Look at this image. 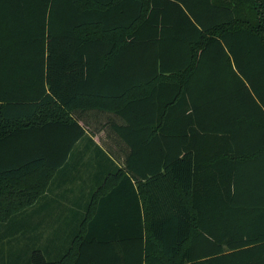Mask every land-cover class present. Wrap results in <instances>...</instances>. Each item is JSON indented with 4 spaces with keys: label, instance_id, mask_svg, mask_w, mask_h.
Returning <instances> with one entry per match:
<instances>
[{
    "label": "trees",
    "instance_id": "1",
    "mask_svg": "<svg viewBox=\"0 0 264 264\" xmlns=\"http://www.w3.org/2000/svg\"><path fill=\"white\" fill-rule=\"evenodd\" d=\"M29 1L0 0V51L28 19L45 55L0 73V223L86 132L119 166L64 256L29 264H264V0ZM120 199L136 212L103 213Z\"/></svg>",
    "mask_w": 264,
    "mask_h": 264
},
{
    "label": "crops",
    "instance_id": "2",
    "mask_svg": "<svg viewBox=\"0 0 264 264\" xmlns=\"http://www.w3.org/2000/svg\"><path fill=\"white\" fill-rule=\"evenodd\" d=\"M26 11L33 10L30 6V1L23 5ZM5 15V13L3 14ZM0 21L3 26H6L4 16ZM36 23V24H33ZM25 24H31V28L26 27L21 29L22 43L25 49L21 50H1L0 51V73L1 84L3 88H11V80L9 76L19 69H25L27 73L33 69L37 70L42 67L44 54L38 50V35L39 25L37 22H29L26 20ZM9 25V23H7ZM10 30L4 28L0 34L1 44L10 43L12 40L8 39ZM80 114V113H79ZM80 120V125L88 129L85 121L91 123L90 116L87 118L86 113ZM64 121L71 122L66 116ZM90 125V124H89ZM104 133H98L93 136L86 132L84 136L74 147L67 162L56 171L48 185L42 190L36 203L20 213H39V220L36 223L38 234H58V229L62 226L65 228L63 233L71 235L73 220L71 218L75 213H95L96 206L100 198L111 190L113 185L119 181L114 179L109 185L110 177L116 176L119 170L118 163H116L102 148L100 137ZM147 168H151V162L147 164ZM146 167H142L143 170ZM95 197V198H94ZM140 204L146 206V194L139 193ZM95 200V204H94ZM187 201V197L184 198ZM134 201L132 207L124 203L123 199L116 202V206L104 207L103 213H135ZM100 209H98L99 211ZM53 213H64L63 219L53 217ZM7 223H0V227L7 226ZM61 232V231H60ZM59 232V233H60ZM47 243V242H46ZM42 246V251L46 258L50 261H59L68 250L70 240L58 245L57 243L46 244ZM62 252H59L61 251Z\"/></svg>",
    "mask_w": 264,
    "mask_h": 264
},
{
    "label": "rangeland",
    "instance_id": "3",
    "mask_svg": "<svg viewBox=\"0 0 264 264\" xmlns=\"http://www.w3.org/2000/svg\"><path fill=\"white\" fill-rule=\"evenodd\" d=\"M63 215L64 213H53V217L58 220L63 219ZM85 216L87 217V214L83 213L82 218ZM38 220L39 213H21L15 216L8 226L0 228V264H29L32 252L42 250L46 242L49 245L53 242L61 245L68 241L69 234L59 233L63 229L62 226L58 229V234H38Z\"/></svg>",
    "mask_w": 264,
    "mask_h": 264
}]
</instances>
